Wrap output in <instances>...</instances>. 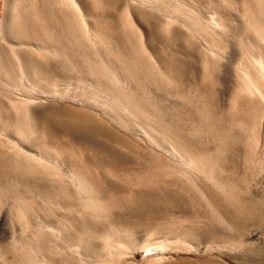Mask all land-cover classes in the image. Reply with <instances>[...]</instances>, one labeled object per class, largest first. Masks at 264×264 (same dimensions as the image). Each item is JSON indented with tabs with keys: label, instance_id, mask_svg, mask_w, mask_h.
Here are the masks:
<instances>
[{
	"label": "bare ground",
	"instance_id": "bare-ground-1",
	"mask_svg": "<svg viewBox=\"0 0 264 264\" xmlns=\"http://www.w3.org/2000/svg\"><path fill=\"white\" fill-rule=\"evenodd\" d=\"M4 1L0 25V137L4 136V142L0 143L7 152L0 150L1 169L12 171L19 179L26 173H36L41 179L48 176L52 180L67 181L80 194L82 205L95 209L96 213L105 201L93 195L95 188L99 193L108 194L107 202L113 201L115 197L111 194L115 192L120 201L130 200L129 196L134 195L137 200L153 203L162 193L171 192L164 190L168 184L190 185L200 194L205 190L218 204L222 197L228 198L233 203L225 213L232 221L242 217L244 208L254 209L247 199L240 197L238 185L243 182L244 191L251 186L252 178L260 173L259 164L264 157V145L258 149V138L254 133L257 117L264 116V0H259L258 7L261 28L249 23L261 44V52H248L250 55L242 56L244 59L237 62L240 66L237 69L244 78L241 90L253 94L258 103L241 98V112H226L210 118L209 108H206V101L211 96L208 84L200 83L198 88L195 87L194 94H197L200 105L192 104L190 89L185 86L188 79L186 64L159 56L163 70L174 74L185 90L184 101L176 103L180 109L176 117L168 114L166 120L158 115L151 103L143 100L146 94H138L135 98L128 91L130 87H123L125 80L130 79L135 82L136 89L141 88V74L149 75L157 82L158 74L154 68L158 66L153 67L158 60L157 50L154 44L144 43L130 11H135L144 21L160 23L166 29L175 18L166 13L161 2L109 0L120 6L118 15L124 24V37L134 62L122 66V76L102 59L82 54L81 64L86 65L95 79L93 93L85 95L72 92L68 83L71 92H64L59 87L63 82L61 79H72L78 72L79 47L90 49L101 41L93 14L82 9L80 0ZM211 22L207 21V25ZM214 23L217 25L216 20ZM186 26L193 31L192 36L204 39L214 57L223 55L219 45L210 38L206 39L203 31ZM63 57L66 60L63 61ZM62 100L79 107L59 106ZM63 114L73 119L66 120ZM222 118L225 125L219 122ZM13 129L21 139L11 137ZM198 133L200 138L196 136ZM241 140L239 147L237 143ZM142 143L146 149L140 147ZM122 148L134 151L135 157L122 152ZM224 153H231L234 158H226L228 156L224 157ZM159 154L174 161L166 164V171L153 166ZM142 158L146 161L143 162ZM81 159L87 164L81 163ZM77 165L84 175L75 170ZM228 167L242 172L237 182L231 181L229 186L220 177L222 170L229 171ZM193 176L202 179L195 182ZM15 178L10 184L14 185ZM30 186H26L28 191H31ZM182 187L185 189L184 185Z\"/></svg>",
	"mask_w": 264,
	"mask_h": 264
},
{
	"label": "rangeland",
	"instance_id": "rangeland-1",
	"mask_svg": "<svg viewBox=\"0 0 264 264\" xmlns=\"http://www.w3.org/2000/svg\"><path fill=\"white\" fill-rule=\"evenodd\" d=\"M158 1L166 8V13L175 18L166 29L160 23L144 21L135 11H130V17L139 29L144 43L154 44L157 50L158 60L151 61L154 62L153 67L157 64L159 68H154L158 74L157 82L149 75L141 74V88L136 89L135 82L130 79L125 80L123 87H130L128 91L135 98H138V94H146L147 97L144 96L143 100L151 103L162 119L166 120L168 114L176 117L180 110L176 103L184 101L185 90L183 83H179L174 74L161 67L159 59L165 57L164 59H175L186 64L188 79L185 86L190 89L192 104L200 105L197 94H194L195 87L200 83L208 84L211 96L206 101V108H209L210 118H217L226 112H241V98L257 104L258 100L253 94L241 90L244 78L241 70L238 71L240 66H237V62L250 55L248 52H261V44L249 26L252 23L261 28L259 0ZM4 6L5 1L0 0V25ZM80 6L93 14L101 41H97L90 49L86 46L79 47V70L72 79H61L63 82L60 81L62 84L59 88L66 92L70 91V87L74 93L91 95L95 79L86 65L81 64L82 54L102 59L108 67L122 76V66L131 64L134 59L124 37V24L118 15L120 6L111 4L109 0H80ZM207 21H212V24L207 25ZM186 24L203 31L206 39L210 38L219 45L223 55L214 57L205 46L204 39L202 41L200 37L192 36L193 31ZM61 59L66 60L64 57ZM60 102L59 106L79 107L69 101ZM63 116L66 120L73 119L66 114ZM219 122L226 124L224 118L219 119ZM235 130L240 131L239 127ZM17 133L13 129L11 137L21 139ZM254 133L255 138H258V149H261V145H264V116L257 117ZM196 136L201 137L200 133ZM3 138L0 137L1 143L4 142ZM1 143L0 150L3 147L5 149ZM240 143L242 144V140L237 143L239 147ZM140 147L146 149L144 143ZM4 149L2 151L7 152ZM121 151L127 152L130 157L136 155L126 148ZM230 154L224 153L223 156L233 159ZM263 158L260 160L262 164H259L262 171L252 178L247 191H244L243 182L238 185L241 196L239 193L237 195L247 199L254 209L249 211V208H244L242 217L235 221L229 220L225 213L228 208H232L231 200L222 197L218 204L207 191L200 194L190 185L183 184L184 189L183 185L179 187L168 184L164 190L171 192L162 193L153 203L137 200L134 195L129 196V203L128 200L120 201L115 192H110L111 197H115L113 201L107 202L105 199L108 194L99 193L95 188L93 195L98 200L105 201L97 209L100 212L96 213L95 209L82 205L80 194L67 181L61 182L57 178L52 180L48 176L41 179L36 173H26L19 179L13 176L12 171L0 168V182L3 186L0 187V264H264ZM80 161L87 164L85 160ZM142 161L146 159L142 158ZM173 162L167 156L159 154L157 163H153V166L166 171V164ZM74 168L80 175H84L80 165ZM228 168L229 171L220 172V177L227 186L231 181L237 182L242 173ZM13 178L16 180L14 185L10 184ZM193 178L195 182L202 179ZM205 182L212 186L210 181ZM27 185H31V191L26 189ZM247 211L249 214H246Z\"/></svg>",
	"mask_w": 264,
	"mask_h": 264
}]
</instances>
